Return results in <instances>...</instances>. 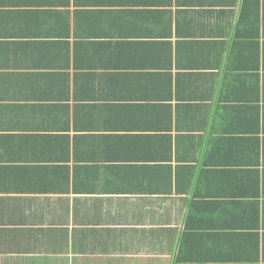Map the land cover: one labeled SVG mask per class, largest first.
Wrapping results in <instances>:
<instances>
[{
	"label": "crops",
	"instance_id": "0c3cea01",
	"mask_svg": "<svg viewBox=\"0 0 264 264\" xmlns=\"http://www.w3.org/2000/svg\"><path fill=\"white\" fill-rule=\"evenodd\" d=\"M68 1L0 0V264H264V0Z\"/></svg>",
	"mask_w": 264,
	"mask_h": 264
},
{
	"label": "trees",
	"instance_id": "16d2710c",
	"mask_svg": "<svg viewBox=\"0 0 264 264\" xmlns=\"http://www.w3.org/2000/svg\"><path fill=\"white\" fill-rule=\"evenodd\" d=\"M65 4H67V5H68V4H69V1H68V0H66V3H65ZM227 67H228V69H229V70H231V68H230V65H229V62L227 63Z\"/></svg>",
	"mask_w": 264,
	"mask_h": 264
}]
</instances>
